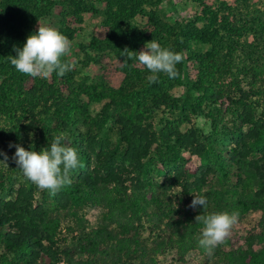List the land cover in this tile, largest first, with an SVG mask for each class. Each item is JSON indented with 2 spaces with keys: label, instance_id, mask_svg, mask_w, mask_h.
<instances>
[{
  "label": "trees",
  "instance_id": "obj_1",
  "mask_svg": "<svg viewBox=\"0 0 264 264\" xmlns=\"http://www.w3.org/2000/svg\"><path fill=\"white\" fill-rule=\"evenodd\" d=\"M195 1L202 5L200 13L184 23L162 20L156 8L145 10L159 0L60 1L62 34L73 32L65 24L68 16L81 22L85 13H102L107 34L93 37L91 46L125 62L119 88L81 89L92 101L107 100L92 116L87 104L62 93L57 74L51 81L33 78L17 72L9 59L55 0H0V152L8 156L5 163L0 155V264H161L157 256L166 251L182 263L197 251L216 264H264V46L248 41L255 21L249 9L238 6L240 0L235 5ZM96 2L104 4L101 12ZM140 14L147 15L144 27L134 23ZM258 27L264 38V20ZM152 40L184 56L177 78L160 73L159 81L149 85L151 73L122 55L126 48L139 52ZM192 42L210 49L194 52ZM188 60L196 64L194 77L184 67ZM172 86H183V94L174 95ZM161 108L173 117L158 129L151 116ZM201 113L210 120L209 132L192 125L183 130L192 115ZM78 118L87 131L75 128ZM60 132L77 149L83 167L71 173L70 185L55 196L42 191L39 201L38 188L17 168L16 148L9 144L40 151L50 148ZM31 133L37 137L28 141ZM184 153L196 156L199 164L189 166ZM14 174L24 177L16 189L10 187ZM162 178L165 185L159 184ZM173 186L190 205L192 193L203 190L205 214L235 212L240 219L259 211V231L239 244L229 236L208 255L198 243L203 225L195 220L204 214L203 206H189L184 220L175 219L179 209L168 204L167 194ZM6 190L11 197L4 196ZM84 206L103 209L100 226L83 234V243L64 245L60 212L82 222L77 212ZM144 230L149 240L141 238Z\"/></svg>",
  "mask_w": 264,
  "mask_h": 264
},
{
  "label": "rangeland",
  "instance_id": "obj_2",
  "mask_svg": "<svg viewBox=\"0 0 264 264\" xmlns=\"http://www.w3.org/2000/svg\"><path fill=\"white\" fill-rule=\"evenodd\" d=\"M61 0H55V6L52 11L41 18L39 21L44 24H51L58 28L61 26V11L62 6ZM155 2L157 0H151ZM208 5H214L219 1H225L229 5H235V0H204ZM97 9L99 12L103 10L104 4L102 2H96ZM240 8L243 11L250 10L249 17L254 18L255 23L254 29L248 36V41H254L258 43V47L264 46L263 32L258 27V23L264 20V0H240ZM157 9L162 20H167L172 23L187 22L194 14L200 13L202 5L197 3L195 0H159L158 4L146 5V11H152ZM166 18V19H165ZM39 21L35 24V31L38 30ZM147 22V15L140 14L134 19L140 27H144ZM70 27L73 32L71 36H67L71 41V53L69 56L65 57V60L71 61L74 65L71 71L65 73L63 77L59 76V87L63 94L71 95L77 99L80 103L87 104L88 111L90 115L95 116L99 113L104 106L106 99L100 101H92L90 96L81 90L83 87H88L89 85L96 86L97 90L102 89V87L119 88L124 83L126 72L124 70L125 62L124 59L115 55L109 50H94L91 46V40L93 37L103 39L108 28L103 23L102 13H85L83 14L81 22H76L72 16H68L65 23ZM261 38V39H260ZM150 42V41H148ZM147 43V42H146ZM146 45V44H145ZM191 50L194 52H205L210 49L209 44H203L200 42H192ZM145 48V47H144ZM143 48V49H144ZM137 64V68L142 71L145 69L141 66L138 61L134 60ZM185 69L191 77L196 75V64L194 61H186L184 64ZM52 78V77H51ZM50 79H47L51 81ZM167 78H169L167 76ZM2 76L0 75V82ZM170 79V78H169ZM245 81V80H244ZM246 82V81H245ZM170 91L174 95H182L184 92L183 86H172ZM152 119L156 124V128L160 129L165 124L166 120L172 119V114L166 109H158L152 113ZM191 124H185L183 130L189 128L191 125L198 127L202 132H209L210 130V120L205 117L203 113L198 115H192ZM4 123V122H3ZM108 126L111 130L108 131L109 137L112 140L115 139V135L112 132L114 128L112 122L109 121ZM78 127L81 132H85L88 126L78 118L75 128ZM37 137V134H28L27 140H31ZM184 158L189 159L188 165L196 167L199 164V160L196 156H192L189 153H184ZM74 171V170H73ZM24 180L22 175H13V180L11 183L12 188L16 189L19 184ZM234 180V177L233 179ZM168 182V181H167ZM159 184H166V179H159ZM5 197H11V193L6 190L4 193ZM167 194L170 195V203L175 209H179V212L175 215V219L184 220L185 210L189 207L190 201L186 195L181 192L179 186H173L167 190ZM37 200L42 199V191L37 189L35 192ZM167 203V202H166ZM78 216L82 218V222L76 220L70 212L61 211V230L59 232L60 242L67 246H75L77 244L83 243V234L93 228H97L101 224L103 209L98 206H84L77 212ZM261 219V213L259 211H249L244 215L243 218H238L236 225L232 228L230 240L234 244H239L244 241V238L250 234H256L259 229V222ZM202 232V230H201ZM201 232H199L201 236ZM141 238L149 240V233L144 230L141 233ZM255 247H259L255 244ZM174 253L171 251H166L163 254L157 256V260L161 264H216L214 260H208L206 254H201L197 251H192L185 256V262H178L173 256ZM80 257L86 258V254H81ZM137 264V263H135Z\"/></svg>",
  "mask_w": 264,
  "mask_h": 264
},
{
  "label": "clouds",
  "instance_id": "obj_3",
  "mask_svg": "<svg viewBox=\"0 0 264 264\" xmlns=\"http://www.w3.org/2000/svg\"><path fill=\"white\" fill-rule=\"evenodd\" d=\"M14 50L17 55L10 56L9 59L15 70L33 78L50 79L54 73L63 77L74 67L71 61L64 59L71 53V41L51 24L39 21L38 30L27 37L22 48L16 47ZM122 55L128 60L138 61L151 73L147 76L149 85L159 81L160 73L171 79L177 78L180 75L177 65L184 60L182 53L162 47L156 40L147 42L139 52L126 48ZM12 147L16 148L13 159L24 177L39 190L48 191L52 196L72 183L73 170L83 167L77 149L67 142L64 132L54 135L50 148L40 151L27 150L21 145L10 143L9 148ZM0 155H3V162L6 163L7 154L0 152ZM192 194L195 198L189 206L194 209L197 206L204 208V214L195 217L196 222L203 225L198 243L211 255L231 235L232 228L238 221V214L226 211L205 214L207 195L203 190L200 194Z\"/></svg>",
  "mask_w": 264,
  "mask_h": 264
}]
</instances>
